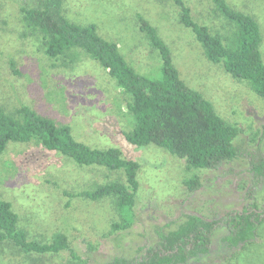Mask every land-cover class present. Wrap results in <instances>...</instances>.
Instances as JSON below:
<instances>
[{
    "label": "rangeland",
    "instance_id": "374dc122",
    "mask_svg": "<svg viewBox=\"0 0 264 264\" xmlns=\"http://www.w3.org/2000/svg\"><path fill=\"white\" fill-rule=\"evenodd\" d=\"M188 1L197 20L202 21L203 13L213 28L227 31L220 17L210 19V0ZM32 2L0 0V105L12 111L28 104L71 124L79 141L93 147L120 148L125 157L139 163L140 186L133 213L127 215L109 198L94 201L74 196L117 173L78 166L34 142L10 144L0 156V196L12 202L21 227L31 238L48 241L56 232H65L76 258L67 250L27 255L6 241L0 243V264H103L117 255L132 257L154 243L159 232L175 229L188 214L217 219L250 202L247 192L252 175L246 157L228 161L218 170L191 169L185 159L162 147L128 142L125 132L132 128V116L126 104L130 98L108 70L83 51L75 62L57 66L35 44V37L20 35V6ZM229 2L259 21L264 56V0ZM179 12L171 0H64L69 19L96 23L99 33L116 42L139 73L160 77V53L140 31L138 13H142L170 44L186 82L239 128L235 145L261 154L264 98L247 81L234 78L222 64L207 59L193 32L180 22ZM191 177L201 183L197 190L184 184ZM255 200L264 205V182ZM125 221L129 222L126 226ZM114 223L120 228L113 229ZM226 233V228L218 229L211 252L189 264H264V224L254 239L232 249L223 241Z\"/></svg>",
    "mask_w": 264,
    "mask_h": 264
},
{
    "label": "trees",
    "instance_id": "16d2710c",
    "mask_svg": "<svg viewBox=\"0 0 264 264\" xmlns=\"http://www.w3.org/2000/svg\"><path fill=\"white\" fill-rule=\"evenodd\" d=\"M171 1L179 7L180 22L193 32L207 59L222 64L234 78L247 81L264 98L263 33L255 16L238 9L229 0H210V19L221 18L227 27L223 33L213 28L203 13L202 21L197 20L188 0ZM138 19L140 31L160 53V77L139 73L119 45L99 33L96 23L83 24L69 19L64 13V0H33L22 4L18 28L22 37H35V44L57 66L75 62L83 51L108 70L130 98L126 104L132 116V128L125 132L128 142L162 147L185 159L191 169L218 170L228 161L248 158L252 175L247 192L250 202L241 210L231 209L217 219L188 214L175 229L159 232L158 239L141 254L117 255L103 263L189 264L211 252L213 237L222 227L227 230L223 241L230 249L255 238L264 224V205H258L255 200L256 191L264 182V152L256 155L235 145L239 128L227 122L210 99L186 82L160 29L142 13H138ZM11 64L14 68L15 63ZM32 142L47 152L65 156L78 166L117 173V177L73 195L94 201L109 198L125 214L133 213L140 186L137 161L125 157L118 147L99 148L79 141L71 124L42 114L28 104L12 111L0 105V156L10 144ZM184 184L192 191L201 187L197 177L184 180ZM128 224L125 221L124 226ZM120 226L114 223L113 229ZM6 241L27 255L58 254L67 250L76 258L65 232H56L48 241L31 238L21 227L12 202L0 196V243Z\"/></svg>",
    "mask_w": 264,
    "mask_h": 264
}]
</instances>
